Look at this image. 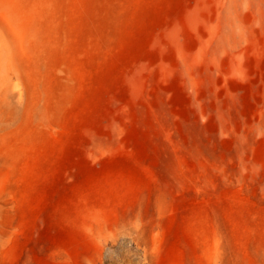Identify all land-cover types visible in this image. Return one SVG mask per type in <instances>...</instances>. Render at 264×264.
Masks as SVG:
<instances>
[{
    "label": "rangeland",
    "instance_id": "rangeland-1",
    "mask_svg": "<svg viewBox=\"0 0 264 264\" xmlns=\"http://www.w3.org/2000/svg\"><path fill=\"white\" fill-rule=\"evenodd\" d=\"M5 27L0 264H264V0H0Z\"/></svg>",
    "mask_w": 264,
    "mask_h": 264
},
{
    "label": "bare ground",
    "instance_id": "bare-ground-1",
    "mask_svg": "<svg viewBox=\"0 0 264 264\" xmlns=\"http://www.w3.org/2000/svg\"><path fill=\"white\" fill-rule=\"evenodd\" d=\"M10 49H11V35L9 33L8 28L5 27V34L0 36V68H5V66L9 64V62H10V55H9ZM4 70H6V69H4ZM149 255L150 254L147 253V254H145V257L148 259Z\"/></svg>",
    "mask_w": 264,
    "mask_h": 264
}]
</instances>
